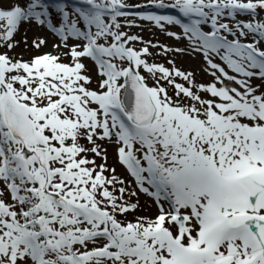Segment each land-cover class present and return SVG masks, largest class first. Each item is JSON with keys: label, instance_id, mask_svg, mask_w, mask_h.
<instances>
[{"label": "snow or ice", "instance_id": "obj_1", "mask_svg": "<svg viewBox=\"0 0 264 264\" xmlns=\"http://www.w3.org/2000/svg\"><path fill=\"white\" fill-rule=\"evenodd\" d=\"M80 4L0 6V48L35 22L70 57L0 52V264H264V0ZM141 7L178 11L138 18L186 39L211 81L148 62L185 49L123 31ZM140 193L157 214L129 220Z\"/></svg>", "mask_w": 264, "mask_h": 264}, {"label": "rangeland", "instance_id": "obj_2", "mask_svg": "<svg viewBox=\"0 0 264 264\" xmlns=\"http://www.w3.org/2000/svg\"><path fill=\"white\" fill-rule=\"evenodd\" d=\"M71 5L73 6H81L80 0H69ZM16 0H0V6L7 9L14 4ZM126 2L130 5H147L149 0H126ZM171 0H165V3H170ZM148 8H153L148 9ZM136 10L143 12V14H155V15H168L169 10H173L172 8H156V7H141V8H131L129 11L133 14V18L135 19V27H123V31H127L130 35H138L143 38L144 41H151L153 44H160L167 46L169 48H182L185 49L184 52L176 53L175 51L169 52L167 54H157L162 53L161 48H150L149 51L152 53L151 56L147 57L149 63L163 64L165 67L171 68L172 65L168 63L169 60L175 62V67L179 68L185 72H192L194 74V78L197 83H208L212 80V77L208 75L204 69L207 67L202 54L195 53L189 47V42L186 39L176 40L173 37H169L165 31H161L154 22H146L140 20L138 15H135ZM174 11V10H173ZM165 13V14H164ZM173 16H180L173 15ZM179 18H183L180 16ZM120 22L124 23V18H119ZM55 22V21H54ZM59 24H57V27ZM168 31H174L178 34L182 33V29L179 26H169L165 25ZM43 39L46 41V45L42 46L40 49H37L33 46L34 40ZM12 42L16 45L13 49L8 50L5 48H0V52L7 51L10 56L15 58H23V60L27 61L36 55H41L43 53H53L57 55H61L62 62L70 63V57H66L63 54L68 51V49L63 47V44L60 40V37L55 33L51 32L46 28V26H41L33 23L24 22L21 26H19L17 32L14 34ZM73 40H70V44L73 43ZM54 45H60L59 48L54 47ZM135 47L137 49L143 47L141 43H136ZM86 65L87 75L92 77L93 83L91 87L95 88L97 86V82L100 79L97 75V69L95 63L90 59L86 58L83 61ZM217 62H219L217 60ZM227 70V69H226ZM230 71V70H229ZM147 75L146 73H142ZM231 74V73H230ZM149 84L152 83L151 79H149ZM178 83H184L180 78H177ZM255 84L260 85L261 81L255 80ZM187 86V85H186ZM235 86V85H233ZM169 94H172V88L169 86ZM108 149V165L109 167L115 166L117 169V174L121 177L125 178L127 181H131L132 178L128 176L126 171L121 168L116 163V155L115 148L113 145L105 144ZM97 163H100V160H97ZM131 187L135 189V185L131 184ZM135 200V198H133ZM139 205L140 207L135 213H131L128 216V219L131 220L135 216H155L157 214V206L154 203L151 197L146 196L143 193L139 194Z\"/></svg>", "mask_w": 264, "mask_h": 264}, {"label": "bare ground", "instance_id": "obj_3", "mask_svg": "<svg viewBox=\"0 0 264 264\" xmlns=\"http://www.w3.org/2000/svg\"><path fill=\"white\" fill-rule=\"evenodd\" d=\"M69 2H71V1H69ZM81 5V4H80ZM81 6H83V5H81ZM148 9H152V10H154L153 8H148ZM174 10V11H173ZM173 10H169L168 11V15H178L179 13H178V11L177 10H175V9H173ZM135 11H136V13H135V15H138V14H140V13H143V12H140V11H138V10H136L135 9ZM165 14V13H164ZM165 15H167V14H165ZM58 18V17H57ZM146 22H149V21H146ZM94 62V61H93Z\"/></svg>", "mask_w": 264, "mask_h": 264}]
</instances>
